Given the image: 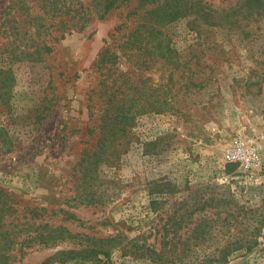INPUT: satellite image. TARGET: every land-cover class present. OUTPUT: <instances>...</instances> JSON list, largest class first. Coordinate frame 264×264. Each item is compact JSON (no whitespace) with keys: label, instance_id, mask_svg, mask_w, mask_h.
I'll return each mask as SVG.
<instances>
[{"label":"rangeland","instance_id":"1","mask_svg":"<svg viewBox=\"0 0 264 264\" xmlns=\"http://www.w3.org/2000/svg\"><path fill=\"white\" fill-rule=\"evenodd\" d=\"M205 1L222 8L236 0ZM6 2L0 0V16ZM148 8L150 0H125L104 18L87 13L83 28L56 42L52 67L1 55L16 77L18 120L0 114L9 132L0 130V186L13 192L34 236L59 234L47 244L30 236V245L13 250L11 264H191L221 256L230 240L251 239L256 227L255 246L232 252L226 264H264V15L243 30L193 16L167 23L159 60L139 69L134 51L119 45L140 35ZM109 47L145 95L140 109L129 111L115 154L85 181L82 166L96 141L89 128L101 104L96 63ZM178 62L196 72L186 93L180 87L189 71L172 74ZM54 94L50 115L32 123L31 111ZM238 142L241 159L232 156ZM203 226L215 231L201 235L196 228ZM115 236L110 256L58 259L59 251Z\"/></svg>","mask_w":264,"mask_h":264},{"label":"trees","instance_id":"2","mask_svg":"<svg viewBox=\"0 0 264 264\" xmlns=\"http://www.w3.org/2000/svg\"><path fill=\"white\" fill-rule=\"evenodd\" d=\"M7 1L0 16V59L1 55L8 52L14 61L45 62L47 67H52L54 63L50 61V56L53 55L56 42L66 37V31L72 33L73 28H83L81 21L84 17L89 16L87 13L91 12L104 18L108 12L125 0H88L85 3L82 0ZM150 3L151 8L147 9L145 21L139 24V27L143 28V31L138 35L140 37L134 35V38L131 39L132 34L122 45H119L123 51L125 48L134 51L133 56L137 58L135 64L139 69L150 68L159 60L157 57H160L158 55L166 45L158 36L167 23L181 17L193 16V21L199 19L208 24L216 23V25L226 23L232 29L243 30L248 26L249 21L264 15V0H236L222 8H214L205 0H150ZM139 30L140 28H137L136 32ZM57 33L62 34L59 36ZM118 56L117 53L110 51L109 47V50H104L101 53L96 63L99 75L96 78L98 83L94 92L99 94L101 104L99 111H96V118L89 128V131L90 129L96 131V141L94 151L92 149L88 151L91 155H89L88 164L82 166L84 167L82 172L85 181L92 177L93 171L97 169L101 160L110 159L115 154L118 148L112 150L111 147L115 146L117 140L127 133L128 121L132 117L129 111L140 109V100L145 95V85L142 84V81L130 78L128 72L120 69ZM181 64L182 62L176 64L178 66L172 74L181 72L182 66L180 78L182 75L186 76V71H189L188 80L180 87V89L186 87L184 91L186 93L188 92L187 88L196 84L193 78V74L196 72L193 71L192 66ZM12 71L11 67L1 65L0 62V114L8 113L11 120L15 122L18 120V115L17 119L13 118L12 99L16 77ZM58 97V94L51 97L45 96L42 99V105L31 111L35 113V120L32 123H38L48 117L49 110L53 107L52 103ZM0 130H3L6 135L9 134L8 127L5 125H2ZM227 166L231 171L232 163ZM34 209L40 210L39 206ZM21 212L13 192L0 186V264H11L13 250L18 246L23 248L30 245L29 243L32 241L30 236L47 244L48 240H54L59 235L35 230L37 234L34 236L31 232L33 223H30L26 214ZM196 231L201 235H211L215 230L203 226L197 227ZM258 233H260V227L252 230L251 239L240 238L228 241L220 248L223 252L221 256H209L203 260L191 262V264H226L232 252L240 248L247 250L253 248L258 241L256 237ZM116 239V236L104 238L101 239V243L94 246L87 245L81 249L59 251L57 255L62 256H58V259L66 261L69 257L72 259L81 255L89 259H94L99 254L110 256ZM136 245L134 243V246ZM156 255L159 260H165L163 250L157 251ZM172 262L182 263L183 261L179 258ZM102 264H107V262L102 261Z\"/></svg>","mask_w":264,"mask_h":264},{"label":"built area","instance_id":"3","mask_svg":"<svg viewBox=\"0 0 264 264\" xmlns=\"http://www.w3.org/2000/svg\"><path fill=\"white\" fill-rule=\"evenodd\" d=\"M244 153H245V149L243 148V144L238 142L236 149L234 153L232 154V156L236 157L237 159H241L243 158ZM253 153H254L253 158L255 159L258 153L255 151Z\"/></svg>","mask_w":264,"mask_h":264}]
</instances>
